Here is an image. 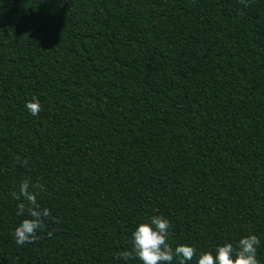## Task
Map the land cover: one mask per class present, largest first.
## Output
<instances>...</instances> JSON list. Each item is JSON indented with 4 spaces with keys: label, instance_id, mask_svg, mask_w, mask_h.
Segmentation results:
<instances>
[{
    "label": "trees",
    "instance_id": "1",
    "mask_svg": "<svg viewBox=\"0 0 264 264\" xmlns=\"http://www.w3.org/2000/svg\"><path fill=\"white\" fill-rule=\"evenodd\" d=\"M245 4L0 0V264H142L117 256L154 215L187 264L249 234L264 264V0ZM25 179L56 222L18 246Z\"/></svg>",
    "mask_w": 264,
    "mask_h": 264
},
{
    "label": "clouds",
    "instance_id": "2",
    "mask_svg": "<svg viewBox=\"0 0 264 264\" xmlns=\"http://www.w3.org/2000/svg\"><path fill=\"white\" fill-rule=\"evenodd\" d=\"M245 4V0H240ZM245 6H247L245 4ZM243 15V12L240 13ZM28 112L38 116L41 112V103L38 98L33 97L25 105ZM27 166L28 161H20ZM44 185L32 182L30 179L23 180L18 191L11 193L12 197L19 201L17 204V216L28 218L15 228L14 238L18 246L30 244L40 239L38 233L47 228L46 221L52 217L47 207H42L38 196L43 192ZM171 222L162 215H154L149 222L140 223L132 233L131 249L118 253L117 258L127 262L129 259H139L142 264H172L176 259L178 264H187L197 256V249L188 244H178L175 248L169 243L171 236ZM51 236V232L48 233ZM260 246V238L255 234H249L239 239L234 247L232 243L217 246L215 255L212 252L199 254L198 264H260L257 258V249Z\"/></svg>",
    "mask_w": 264,
    "mask_h": 264
}]
</instances>
